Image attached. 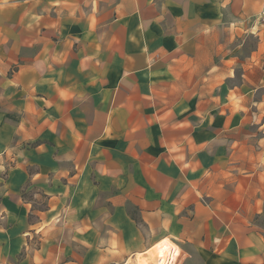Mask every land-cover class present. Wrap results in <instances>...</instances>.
I'll return each instance as SVG.
<instances>
[{
  "label": "crops",
  "instance_id": "crops-1",
  "mask_svg": "<svg viewBox=\"0 0 264 264\" xmlns=\"http://www.w3.org/2000/svg\"><path fill=\"white\" fill-rule=\"evenodd\" d=\"M262 6L0 0V264H264Z\"/></svg>",
  "mask_w": 264,
  "mask_h": 264
},
{
  "label": "rangeland",
  "instance_id": "rangeland-1",
  "mask_svg": "<svg viewBox=\"0 0 264 264\" xmlns=\"http://www.w3.org/2000/svg\"><path fill=\"white\" fill-rule=\"evenodd\" d=\"M257 18H258V21H259V23L260 24H264V17H261L260 16V14L257 16ZM233 47H236V45L238 44V42H236L235 40L233 41ZM246 44V43H245ZM254 42L253 41H249L248 43H247V46H246V50H248V49H252L254 46ZM244 50V49H243ZM234 54V53H233ZM239 56V55H238ZM234 57H236L235 56V54H234ZM159 259H157V263L158 264H166V262H167V260H168V258H169V256H170V254H169V251H168V257H167V260H166V256H164L163 255V249H162V247H161V245H159ZM155 253V252H154ZM148 256L147 255H145V256H140V260H142V259H144V258H147ZM150 260H147V262H149ZM178 264H187L182 258L181 259H179V262H178Z\"/></svg>",
  "mask_w": 264,
  "mask_h": 264
},
{
  "label": "bare ground",
  "instance_id": "bare-ground-1",
  "mask_svg": "<svg viewBox=\"0 0 264 264\" xmlns=\"http://www.w3.org/2000/svg\"><path fill=\"white\" fill-rule=\"evenodd\" d=\"M147 255L148 257L147 258H144L142 260H140V256H145ZM147 260H150L149 262H147ZM136 261L139 263V264H158L157 263V258H156V255L155 253L153 252V250H148V251H145L144 253H140L137 255L136 257Z\"/></svg>",
  "mask_w": 264,
  "mask_h": 264
},
{
  "label": "built area",
  "instance_id": "built-area-1",
  "mask_svg": "<svg viewBox=\"0 0 264 264\" xmlns=\"http://www.w3.org/2000/svg\"><path fill=\"white\" fill-rule=\"evenodd\" d=\"M260 16L264 17V0H263V6H262V9H261V12H260Z\"/></svg>",
  "mask_w": 264,
  "mask_h": 264
}]
</instances>
